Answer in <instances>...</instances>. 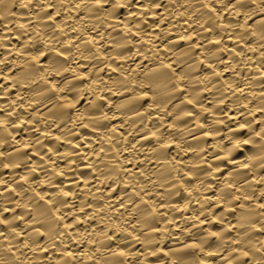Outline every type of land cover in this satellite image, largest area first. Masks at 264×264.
Masks as SVG:
<instances>
[{"label":"bare ground","instance_id":"obj_1","mask_svg":"<svg viewBox=\"0 0 264 264\" xmlns=\"http://www.w3.org/2000/svg\"><path fill=\"white\" fill-rule=\"evenodd\" d=\"M0 264H264V0H0Z\"/></svg>","mask_w":264,"mask_h":264}]
</instances>
